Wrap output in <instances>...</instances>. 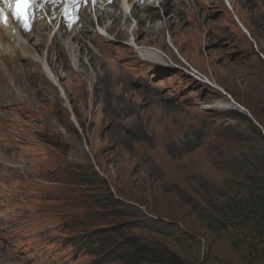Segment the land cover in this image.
Segmentation results:
<instances>
[{
	"label": "rangeland",
	"instance_id": "obj_1",
	"mask_svg": "<svg viewBox=\"0 0 264 264\" xmlns=\"http://www.w3.org/2000/svg\"><path fill=\"white\" fill-rule=\"evenodd\" d=\"M199 1L147 39L151 50L165 43L172 58L152 68L141 67L130 38L102 32L109 83L92 81L88 59L85 69L65 51L63 61L48 54L56 83L30 77L26 62L0 68V92L6 80L19 90L12 99L0 94V264H122L110 253L116 229L188 264H264V255L232 250L237 232L214 230L264 174V1L238 0L234 12L225 0ZM127 17L130 32L138 19ZM168 32L202 78L167 45ZM96 42L86 46L99 56ZM6 137L15 149L6 151ZM95 235L90 248L81 244Z\"/></svg>",
	"mask_w": 264,
	"mask_h": 264
},
{
	"label": "bare ground",
	"instance_id": "obj_2",
	"mask_svg": "<svg viewBox=\"0 0 264 264\" xmlns=\"http://www.w3.org/2000/svg\"><path fill=\"white\" fill-rule=\"evenodd\" d=\"M185 1H187L186 4H185ZM225 1L227 2L228 6L234 12V6H236V4L238 3V0H225ZM253 1L260 3L261 1H264V0H252V2ZM156 2H158V6H156ZM201 2H205L207 4L221 5L222 0H201V1H199V3H201ZM242 2H243V4L244 3L246 4L247 0H242ZM194 3L197 4L196 0H156L153 4H149L148 0H146L144 3V6L141 9H142V11H145L147 13L140 15L139 11H141V9L139 8V6L136 5L135 1H132V5H131L132 9H131L130 15L134 18H137L138 20H137V28L135 30L132 29L129 32V29H131L130 19L126 15H123V13H122L123 6L118 1L116 4H113L110 8H113V7L117 8L118 10H120V13L117 15L116 12L114 14H111V13L106 11V13L102 14L99 17V26H103L104 27L103 29L106 31V33H108L111 36H114L115 39H117L119 37H124L127 39L132 38L134 44L136 45L137 49L139 50L140 58L143 59L141 62H144L141 64V67L152 68V66L154 64L156 66H158L159 63L161 64L162 62L163 63L168 62L166 60H168V59L170 60L172 58H171V55L169 54V52L166 51L167 49H166L165 43L162 44V47H164L165 51L160 50L158 48H153V47H152L153 50H150L148 48L149 41H147V39H149L151 37L161 36L165 30H167V31L170 30V28L173 24H176L178 21L181 20V16L179 15V12L180 11L182 12L183 10H185L186 6L191 7V5H193ZM89 19L94 23L95 18L87 16V18H85L82 21V24H84V25L86 24V26H83L82 27L83 29H81L80 32L76 33L74 36L67 37L66 39L62 37V39L70 40L72 42L71 45L65 46L63 49L61 48L62 45L60 43H54L56 45L57 49H55L53 47V44H50L47 47L50 36H51V32L48 29V27L45 25L39 26L41 28V32L38 36L39 38H41V39L43 38L45 40V45H44L45 47H42L43 46V44H42L43 40H39V39H38L39 41H37L36 44H32V40L34 39L33 35H36L37 30L32 32L30 35L25 36L24 39L19 38L17 33H14V34L11 33V37H7L4 34V32H1L2 34H0V42L2 44V48L4 49V51H3V54L0 58V62L3 60L5 62V64L11 63L13 65L18 64L19 62L29 63L28 65L30 66V70H31L30 71V73H31L30 77L35 78L33 76L35 73H37L38 76H36V77H38V79H40L41 81L46 82V83H56V81H57L56 77L50 76V74H52V73L49 71L48 54L51 51L55 50L62 57V59H60V60L63 61V57L66 54L65 52H67L71 56L77 55L73 59V63L76 64V61H77L79 64H82L84 68L86 66V63L84 62L85 61L84 58L88 59L89 66L91 67V70H92V72L90 74L92 81L95 78L96 79L95 83H109L110 82L109 77H108L109 74L108 75L105 74L104 66H105V62H108L107 64H110L112 62L106 61L105 57L107 55L104 54L105 52H103L97 48V47H99V43H101V38L99 37L100 35H98V33L95 30L92 31L93 26L87 24V21H89ZM108 21H112V23L110 25H107L106 23ZM160 22H163V23H160ZM236 22L241 27L242 31L245 34H247V35L250 34L249 31L247 30V28L242 24L241 20L237 16H236ZM93 34H97L98 39H97V37H94ZM141 36L144 37L143 41L140 40ZM12 37H15V38H12ZM71 38H72V40H71ZM12 39L14 40L13 42H12ZM94 39H95V41H94ZM167 39H168L167 45L170 46L172 49L176 50L178 56L179 57L181 56L180 59L183 60L184 63L189 64L193 70H196V69H194L193 66H191V65H193L192 62L187 61V59L180 52L178 44L173 40V38L171 37V34L169 32H168ZM96 40H98V41L96 42ZM53 41H55V42L59 41V39H57L56 35L53 37ZM87 41H89L91 43L96 42V48L100 52L99 56H96L94 53H91V50H89V48L86 46ZM109 46H110V48H106L108 51L111 49L112 50L115 49V48H113V45H109ZM46 48H47V54L45 55L44 51ZM130 48H129V50H126V51L130 52ZM64 67H66L65 64H64ZM98 67H99L100 73H102V74H99L100 76L98 75V73H96ZM153 67H155V66H153ZM5 68H6V66H5ZM10 69H12V66H9L7 71ZM111 70H113V69H111ZM49 72H50V74H49ZM94 73H96V74L94 75ZM10 76L12 78H14V76H15L14 71H12L10 73ZM197 76H199V75H197ZM119 80H120V77H119ZM123 80L125 81V78ZM115 81H117V79H115ZM5 83H7L5 86V90L1 91L0 94L4 93L6 95L5 96L6 98L7 97H9L11 99L16 98L17 94L19 93V90H17L16 87L14 90H13V87L10 88V86L8 85L9 82L7 80ZM125 83H126V81H125ZM128 83H132V82L128 81ZM16 85L17 84H15V86ZM25 103H26V100H23V104H25ZM220 104H221V106H224L226 108H229V106L230 107L232 106L231 102L230 103L229 102H225V103L221 102ZM0 108H1V106H0ZM12 110H14L16 112L18 111L19 112V113L17 112L18 114H21L23 112L22 108H20L19 106L14 107ZM4 114L9 115V110H5ZM2 117L0 116V126L1 127H2V120H3Z\"/></svg>",
	"mask_w": 264,
	"mask_h": 264
},
{
	"label": "trees",
	"instance_id": "obj_3",
	"mask_svg": "<svg viewBox=\"0 0 264 264\" xmlns=\"http://www.w3.org/2000/svg\"><path fill=\"white\" fill-rule=\"evenodd\" d=\"M262 128L264 129V126ZM248 184L246 195L227 207V226L214 230L217 234L226 232L227 228L234 230L242 241L240 246L231 243L232 250L260 258L264 255V174L261 179L256 176L252 181H248ZM109 196L110 204L118 203L111 194ZM109 234L116 238L109 244L112 250L110 253H115L116 259L122 264H188L164 245L143 244L131 237H125L117 229ZM97 236L84 238L81 244L90 248Z\"/></svg>",
	"mask_w": 264,
	"mask_h": 264
},
{
	"label": "snow or ice",
	"instance_id": "obj_4",
	"mask_svg": "<svg viewBox=\"0 0 264 264\" xmlns=\"http://www.w3.org/2000/svg\"><path fill=\"white\" fill-rule=\"evenodd\" d=\"M55 2V0H44V3ZM66 5L74 6L80 0H63ZM94 2V0H93ZM0 4L7 5L8 11L11 12L13 18L21 22L22 27L27 31L30 30L31 20L34 18V9L39 6V0H0ZM76 9L72 8V14ZM65 14H69V8H65ZM0 24L7 26L8 15L5 8L0 7Z\"/></svg>",
	"mask_w": 264,
	"mask_h": 264
}]
</instances>
